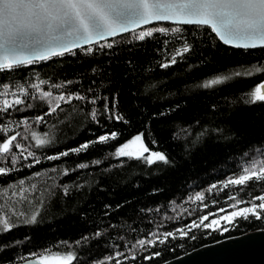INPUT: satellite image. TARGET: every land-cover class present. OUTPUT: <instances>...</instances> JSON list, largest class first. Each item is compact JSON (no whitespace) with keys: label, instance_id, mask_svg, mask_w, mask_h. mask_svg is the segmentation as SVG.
I'll list each match as a JSON object with an SVG mask.
<instances>
[{"label":"trees","instance_id":"16d2710c","mask_svg":"<svg viewBox=\"0 0 264 264\" xmlns=\"http://www.w3.org/2000/svg\"><path fill=\"white\" fill-rule=\"evenodd\" d=\"M160 27L169 31L138 40L136 30L0 71V106L5 99L11 103L13 93L23 100L0 111V129H9L0 131V141L19 133L20 151L24 156L34 153V158L24 159L13 148L8 158L0 157V167L9 169L11 154L18 159L14 170L0 175V264L68 253L76 257L72 264H116V259L122 264H161L202 245L264 228L261 212L259 220L222 224L227 232L202 225L189 231L202 216L210 223L236 210L231 206L237 200L264 195V180L228 184L244 168L264 161V102L245 103L264 81V47L231 48L210 28L196 25L157 23L145 28ZM185 43L190 51L171 64ZM88 47L93 51L87 52ZM165 63L170 66L160 67ZM218 77L229 79L204 87ZM5 85L7 95L2 94ZM59 95L85 99L60 102L50 112ZM32 133L48 143L37 146ZM111 133L117 134L115 139L95 143ZM136 135H142L146 153H163L171 163L149 165L134 155L117 156V149ZM86 143L87 149L72 151ZM21 189L26 190L23 195ZM197 194L203 200L195 199ZM33 216L36 223L29 222ZM5 221L11 225L8 231ZM177 230L187 235L182 238ZM164 233L174 236L165 238ZM157 237L165 243L132 247L139 239ZM117 252L124 255L108 259Z\"/></svg>","mask_w":264,"mask_h":264},{"label":"snow or ice","instance_id":"6c2138e0","mask_svg":"<svg viewBox=\"0 0 264 264\" xmlns=\"http://www.w3.org/2000/svg\"><path fill=\"white\" fill-rule=\"evenodd\" d=\"M167 21L174 24L196 25L197 27H207L215 34L220 41L226 45L236 48H256L264 47V0H0V71H10L18 66L31 64L38 60H48L52 56H60L66 52H72L74 48L82 47L83 45H91L98 43L100 40H105L108 37H114L119 33L133 31L143 25H148L153 22ZM169 29L151 28L140 31L135 38L144 40L150 37L154 32L166 33ZM171 31H179L178 28H173ZM102 47L104 45H101ZM24 47H31V51L25 55L17 49ZM107 47H112V44H107ZM87 52L93 51L91 47L85 49ZM190 51V46L185 43L181 50L176 52L173 56L171 64L176 63V56H181ZM169 63L160 65V67L167 68ZM259 70V69H258ZM239 75V73H237ZM229 77H218L208 81L204 87H212L217 84L224 83ZM43 83V81H41ZM5 92L7 95L8 86L5 85ZM264 83L258 85L255 90L249 94V98L245 100L247 104H255L258 101L264 102ZM24 89H20L23 93ZM16 97L11 103L9 100H3L0 111H7L14 105H20L23 100L13 93ZM44 96H51V93L45 92ZM85 97L80 95H59L55 97V107H50V112H55L60 107V102L70 103L73 100H84ZM91 103L95 104L96 99H92ZM107 110V109H106ZM50 114V113H49ZM164 115V113H161ZM91 116L96 117V111L93 109ZM117 120H122L123 117L117 115ZM42 121V117L37 118ZM22 123H27L23 121ZM5 133L9 131L7 127L0 129ZM215 131L220 132L221 129ZM19 133L6 136L0 141V157L8 158L12 153V149L18 150L19 155L24 159L29 157L34 158L32 151H27V156L20 151L22 145L16 143ZM116 133L110 135H102L98 137L95 143L106 142L109 139H115ZM201 133L200 136H203ZM35 139L36 133H32ZM141 142L142 151L138 153H129L124 150L129 148V143ZM37 146H44L48 143L45 139H35ZM125 143L116 151L117 156L133 155L137 159H145L149 165L156 162H163L169 164L171 161L168 157L159 152H151L147 157L144 153L149 152V149L142 143V135H137L133 141ZM89 144L81 145L80 148L72 151L80 152L87 149ZM61 155H68L67 152ZM58 156H50L48 159H58ZM12 169L0 167V175H6L10 170L15 169L18 163L17 155L10 156ZM39 163V160H35ZM264 161L254 162L251 168H244L242 174L238 177L232 178L228 184L232 185H246L248 181L255 180L260 182L264 180ZM31 166V165H29ZM80 167H87V165H80ZM24 181H20L23 185ZM227 186V185H226ZM35 188V185L32 186ZM215 187V185H213ZM25 189H21V195ZM15 194V193H14ZM64 194H68V189L65 187ZM195 199L203 200V194H197ZM230 199H235L230 197ZM260 203L256 204L255 201ZM247 203L248 207L240 208V204ZM109 207V206H105ZM234 211L231 213L219 216L212 219L210 223L205 224L208 216L200 217L199 224L193 223L189 226V231L192 227H200L211 231L227 232L229 229L223 227L220 221L225 224H234L238 218L249 219L255 217L262 219L261 212H264V195L253 197L252 200L245 202L237 200L236 204L232 205ZM259 209L260 211H257ZM220 211H225L221 209ZM30 223H36L37 217L33 216ZM11 225L5 221L4 230H10ZM180 232L181 237L187 235L183 230ZM101 233L97 231L95 236H100ZM153 236L156 234L153 233ZM165 238L174 236L173 233H164ZM88 237H83L82 240H87ZM192 239H195L193 236ZM165 243L164 239H139L132 247L139 245L154 246L156 243ZM121 252H117L115 257L108 259H116V257L123 256ZM159 253H153V256H158ZM127 258V257H126ZM132 256L131 259H135ZM152 257H144V259H151ZM58 260L62 264H72L76 259L75 255L68 253L66 258L64 256H50L45 255L38 257L36 264H41L42 261ZM116 264H122L119 259H116Z\"/></svg>","mask_w":264,"mask_h":264},{"label":"water","instance_id":"95a60500","mask_svg":"<svg viewBox=\"0 0 264 264\" xmlns=\"http://www.w3.org/2000/svg\"><path fill=\"white\" fill-rule=\"evenodd\" d=\"M157 23L174 24L167 21L153 22L151 24L143 25L139 28H136L135 31ZM174 25H183V24H174ZM130 32L132 31L119 33L114 37H108L105 40H100L98 43L116 38L120 35ZM220 42L224 44L222 41ZM224 45L231 48H236L230 45H226V44ZM87 46L90 45H83L82 47L74 48L73 50ZM256 48H260V47H256ZM236 49H244V48H236ZM249 49H254V48H249ZM17 51L27 55L31 51V47L28 48L21 47L17 49ZM38 61H42V60H38ZM262 83H264V81ZM262 91H264V89H262ZM36 260L37 257H29L22 261L10 263V264H36ZM41 264H43V262H41ZM161 264H264V228L248 231L240 235L227 237L218 240L216 242L202 245L180 256L169 259Z\"/></svg>","mask_w":264,"mask_h":264},{"label":"rangeland","instance_id":"374dc122","mask_svg":"<svg viewBox=\"0 0 264 264\" xmlns=\"http://www.w3.org/2000/svg\"><path fill=\"white\" fill-rule=\"evenodd\" d=\"M145 29H150V28H145V27H144V28L138 30V33H139L140 31L145 30ZM136 136H137V135H136ZM136 136H134L133 138H131V139H130L129 141H127L126 143H129V142L133 141L134 138H135ZM142 143H143V142H142ZM140 145H141V142L129 143V148L125 149L124 151H125V152H129V153H133V154L138 153V152L142 151ZM149 154H150V153H144V155H145L146 157H147ZM225 215H227V214H225ZM223 216H224V215H223ZM220 223H221V225H222V224H225L224 221H220ZM53 256H58V255H53ZM65 258H66V257H65ZM42 262H43V264H62L61 261H58V260H51V259H49V260H47V261H42Z\"/></svg>","mask_w":264,"mask_h":264}]
</instances>
